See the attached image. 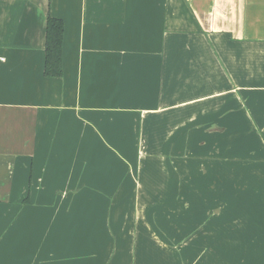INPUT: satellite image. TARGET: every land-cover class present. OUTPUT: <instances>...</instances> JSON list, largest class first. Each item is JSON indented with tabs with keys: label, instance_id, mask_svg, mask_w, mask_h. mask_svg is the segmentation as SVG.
<instances>
[{
	"label": "crops",
	"instance_id": "0c3cea01",
	"mask_svg": "<svg viewBox=\"0 0 264 264\" xmlns=\"http://www.w3.org/2000/svg\"><path fill=\"white\" fill-rule=\"evenodd\" d=\"M0 264H264V0H0Z\"/></svg>",
	"mask_w": 264,
	"mask_h": 264
},
{
	"label": "trees",
	"instance_id": "16d2710c",
	"mask_svg": "<svg viewBox=\"0 0 264 264\" xmlns=\"http://www.w3.org/2000/svg\"><path fill=\"white\" fill-rule=\"evenodd\" d=\"M63 32V21L60 18L48 16L44 42V74L48 77H60L62 75Z\"/></svg>",
	"mask_w": 264,
	"mask_h": 264
}]
</instances>
